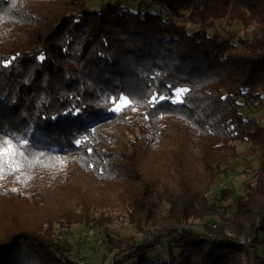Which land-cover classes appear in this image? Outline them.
I'll use <instances>...</instances> for the list:
<instances>
[{"label":"trees","instance_id":"1","mask_svg":"<svg viewBox=\"0 0 264 264\" xmlns=\"http://www.w3.org/2000/svg\"><path fill=\"white\" fill-rule=\"evenodd\" d=\"M86 1L0 0V199L32 209L3 215L0 264H78L54 231L82 223L94 264H264V0ZM238 163L243 194L210 201ZM86 177L154 238L110 235Z\"/></svg>","mask_w":264,"mask_h":264},{"label":"rangeland","instance_id":"2","mask_svg":"<svg viewBox=\"0 0 264 264\" xmlns=\"http://www.w3.org/2000/svg\"><path fill=\"white\" fill-rule=\"evenodd\" d=\"M109 1H121V0H87L86 3H87V6L90 8H97L102 3L109 2ZM139 2L140 1L138 2L130 1L128 3V6L133 10H137L139 7ZM145 5L146 3L142 4V8H144ZM221 26H225V21L222 22ZM237 33L238 35L242 37V39L247 40L250 37L251 32L250 30L241 29ZM245 148L246 147L244 146L239 147L240 150H244ZM246 167L247 166L245 165V163L236 164V166H234V169L230 167L232 170L228 171L226 175H230V176L233 175V179H229L227 183V187H223L221 186V180L223 182V180L225 179V175L220 177L215 183V186H213L212 189L206 194V196H208V199H210V201H213L215 196L219 197V192L221 191V189H226V188L230 189L232 197L225 203H231L237 196L243 194L244 191H243V188L241 187L242 183L246 181L247 179H249L251 177V174H253V172L255 174L257 172L255 171V169H257L256 164H253L252 167H249V169H245ZM83 182H85L84 184L85 187L94 186L96 187L97 190L99 189V186H100V192H99L100 196H95L96 200H94L95 204L92 209H96L94 211V215L97 219L98 218H101V220L104 219L109 224L108 229L110 231V235H114L117 238L128 237L127 240L124 239V241H130V239H134V238L135 240L137 239L141 240L143 236H146L148 240L154 238V235H155L154 233L150 232V234L149 233L146 234V232L144 233L141 230H137L133 225H131L127 217H125L123 211L113 209V208H117L115 207V204L117 203V200H118L117 195L115 193L116 190L114 188L107 186L106 188H104L106 192H102L104 191L102 190L103 189L102 183L98 181H94L89 177H86L85 181L83 180ZM0 203L4 205L3 213L0 215V223L3 222L2 219L5 218V216H3L4 214H8V213L18 214V212H22L26 216V214H29L30 211L32 210L30 209L28 211L29 206H26V207L22 206L20 203H17V199H8V197L1 198ZM56 205H57L56 201L52 200L48 202L46 205H43L42 207H40V209L37 210V212L38 213H49L52 211V209L57 208ZM193 223L194 224L192 226L195 230L202 231L201 230L202 228L199 226L201 221H195ZM1 225H0V232H1ZM153 230L154 229L152 228L150 229V231H153ZM56 231H54L55 233H57L56 234L57 236L55 238L60 239L62 238V236L67 238V240L70 241L71 244L74 245L73 249H75L76 251L77 249L79 250V253L77 254L78 256L76 257H82L85 261H87L84 264L96 263L98 260V257H101L105 253L103 249L102 251L99 250V248L101 247L99 245L100 243L99 240L102 236L100 233H98V230L96 228H93V226L86 227V225H84L83 223L74 224L69 229H62L60 227H57ZM85 231L88 232V235H87L88 239L82 238V234ZM58 232H61V234H58ZM259 236L261 239L264 238V234L262 233H260ZM241 241L243 242L245 241V239H241ZM71 253H75L74 250L71 251ZM256 254L261 259H264V245H260V244L258 245V247L256 248ZM167 255H168L167 246L166 247L165 246H155L154 248H152L150 256H151V259L155 260L157 258H166ZM258 261H261V260H258ZM131 263H132L131 261L128 262V264H131Z\"/></svg>","mask_w":264,"mask_h":264},{"label":"snow or ice","instance_id":"3","mask_svg":"<svg viewBox=\"0 0 264 264\" xmlns=\"http://www.w3.org/2000/svg\"><path fill=\"white\" fill-rule=\"evenodd\" d=\"M180 94L181 93L178 91L177 95H180ZM155 99H156L155 97L152 98L153 101ZM160 99H164V97H160ZM120 101L122 103H124L125 105L128 103V101H126L123 97L120 98ZM23 143H26V141L23 142ZM10 152L15 154V150L12 148V145L9 142H6V141H0V157H2L4 155H7ZM0 166H2V165H0Z\"/></svg>","mask_w":264,"mask_h":264},{"label":"built area","instance_id":"4","mask_svg":"<svg viewBox=\"0 0 264 264\" xmlns=\"http://www.w3.org/2000/svg\"><path fill=\"white\" fill-rule=\"evenodd\" d=\"M229 179H233V175H226L225 176V179L223 180V182H221V186H223V187H227V183H228V180ZM87 235H88V232L87 231H85V232H83V234H82V237L83 238H87ZM79 260V263L80 264H82L84 261L80 258V257H78V258H76V260Z\"/></svg>","mask_w":264,"mask_h":264}]
</instances>
